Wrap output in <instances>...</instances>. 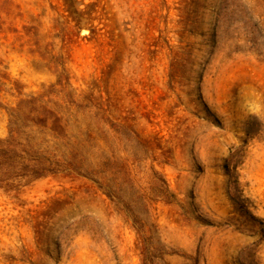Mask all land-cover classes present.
Here are the masks:
<instances>
[{"label":"rangeland","instance_id":"374dc122","mask_svg":"<svg viewBox=\"0 0 264 264\" xmlns=\"http://www.w3.org/2000/svg\"><path fill=\"white\" fill-rule=\"evenodd\" d=\"M0 264H264V0H0Z\"/></svg>","mask_w":264,"mask_h":264}]
</instances>
